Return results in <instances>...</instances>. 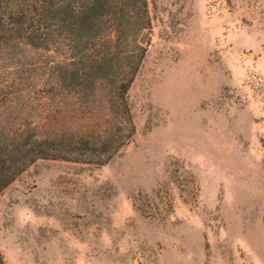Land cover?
Listing matches in <instances>:
<instances>
[{
	"label": "rangeland",
	"instance_id": "rangeland-1",
	"mask_svg": "<svg viewBox=\"0 0 264 264\" xmlns=\"http://www.w3.org/2000/svg\"><path fill=\"white\" fill-rule=\"evenodd\" d=\"M130 144L0 193L7 264H264V0H149Z\"/></svg>",
	"mask_w": 264,
	"mask_h": 264
},
{
	"label": "trees",
	"instance_id": "trees-1",
	"mask_svg": "<svg viewBox=\"0 0 264 264\" xmlns=\"http://www.w3.org/2000/svg\"><path fill=\"white\" fill-rule=\"evenodd\" d=\"M151 39L149 0H0V193L40 159L103 166L131 143Z\"/></svg>",
	"mask_w": 264,
	"mask_h": 264
}]
</instances>
